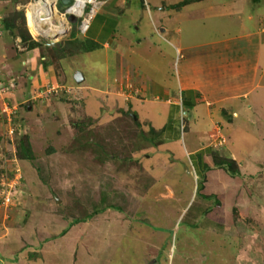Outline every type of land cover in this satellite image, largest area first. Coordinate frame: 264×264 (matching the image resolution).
<instances>
[{
  "label": "rangeland",
  "instance_id": "1",
  "mask_svg": "<svg viewBox=\"0 0 264 264\" xmlns=\"http://www.w3.org/2000/svg\"><path fill=\"white\" fill-rule=\"evenodd\" d=\"M146 1L137 20L121 19V35L133 42L141 65L130 70L128 80L122 76L119 87L102 77L103 51L79 53L86 35L72 40L75 26L55 40L35 38L24 15L31 0H0V176L8 173L4 187L16 192L12 204L0 206V238L8 235L1 247L8 262L264 264V114H251L242 106L248 101L237 100L240 118L232 120L245 123L240 127L245 132L235 145L248 158L246 172L254 171V161L260 171L247 176L229 208H214L203 218L200 213L211 201L194 197L197 178L180 149L182 141L171 146L172 153L162 142H152L150 133L166 123L168 105L162 101L181 98L176 80L181 66L195 59L206 69L199 47L224 50L223 41L255 25L248 13L258 17L264 0L258 6L255 0H197L173 10L164 0L162 13ZM54 47H62L64 56L51 51ZM201 67L197 74L203 77ZM77 71L84 77L80 83L74 80ZM163 74L172 76L168 87H146ZM256 94L249 101L264 97V90ZM156 95V103L146 102ZM217 106L209 103L207 109ZM247 114L248 120L242 119ZM193 119L183 126L186 144L194 138L192 128L204 134L208 129L206 121L195 128ZM216 128L201 144L213 146L212 156L232 159ZM179 150L186 161L182 167L171 164ZM16 168L20 180H14ZM64 233L61 243H51Z\"/></svg>",
  "mask_w": 264,
  "mask_h": 264
},
{
  "label": "crops",
  "instance_id": "2",
  "mask_svg": "<svg viewBox=\"0 0 264 264\" xmlns=\"http://www.w3.org/2000/svg\"><path fill=\"white\" fill-rule=\"evenodd\" d=\"M104 1L106 2L105 6L92 21L91 27L85 37L86 40H90L98 44L100 47L94 51L86 52L82 55H88L99 50L103 51L104 60L101 67L103 71L102 77L106 78V81L113 80L114 82L116 81V84L118 82L120 87L122 84V81L120 80L121 77L125 76L126 80H128L130 70L134 69L135 65H141L140 58L137 56L135 49H133V42H130L121 35L119 28L123 22L121 19L124 16L129 15L127 17L128 19L132 20L133 18L134 20H137L140 14L143 15L146 12L145 4L147 5V1ZM165 1L166 5L164 0H151L155 9L158 7L157 9L159 10V13L164 11V8L162 7L163 5L167 6V9L173 10L181 7L182 5L189 4L191 1L197 0ZM254 4L258 6L262 5L263 3L262 0H255ZM256 13H260V15L256 17L251 15V13H248L247 16L249 23L255 20V25L250 24L252 27L250 30L247 28V26H245L243 29L244 32H242L240 35L229 37V39L223 41L222 45L226 46L224 47V50H221V52H218V50H213L210 45L200 46L199 48L202 49L203 53V63L206 66V69L204 66H200L201 70H205L204 72H200L203 77H200L199 74H197L198 71H200L199 63L196 62L195 59H190L189 67L181 66V70L179 69L176 72V80L179 83L181 98L162 101L168 105V111L165 116L166 123L161 128H155V132H157L156 135L158 140L162 142L163 145L166 146L172 153L174 151L171 149V146L179 144L182 141L180 149L182 148L185 156L189 158L188 164L190 168L193 169L195 178H197V182L195 183V188L197 189L195 192L196 195L194 197H199L205 201H211V205L207 207L202 213H200L201 218H203L207 213L211 212L214 208H229L232 202L231 199H234L239 194L244 182H246L245 180H247V176H252L256 172L260 171L255 170L257 168L254 165H257V163L254 161L252 163L254 171L252 173L246 172L245 169L247 168L248 162H245V159L247 161L248 158L247 156H240L238 152V148L240 147L235 145V140L239 141L241 139L242 133L245 132L240 128L241 126L244 128L245 123L238 126L237 124L233 123L232 120L233 118H240V107L238 110L237 106L241 103L237 101L238 99L241 101H248L247 103L242 104V106L249 110L251 114H258L260 111L264 114V97L260 99L257 97V101H249L251 96H257L256 92L259 90H264V10ZM133 15L135 16L133 17ZM159 18H161V14L159 15L158 19ZM135 23L136 21L133 22V26H135ZM136 29H138V26ZM127 43L130 47H128L127 51H123L124 46ZM134 45L139 46L140 42H137ZM147 45H149L147 46L148 49L156 51V49H152V44L149 43ZM169 45L172 46L171 44ZM237 53H239V55ZM110 68H113L112 75ZM190 71H192L191 74H188ZM108 74H110L109 77H111V79L107 77ZM162 77L163 80L160 81L156 78L155 81H150V84L146 85V87L153 85L158 87V83H161L164 87H168V85L171 84L170 82H172L170 81L172 76L167 78L166 75L163 74ZM139 83L140 85H145L141 80H139ZM110 87L114 88V86ZM126 88L127 87H125V90ZM148 89H146V92L149 91ZM126 93H128V91H126ZM211 93H215L217 96L214 97L212 95H207ZM122 96L124 97L123 93ZM126 98H129V96ZM157 99L158 97L156 95L152 98V101H149V98H147L146 102L156 103ZM203 101H206L207 105H209V103L212 105L217 104L218 108H216V110H209L207 109L206 103H203ZM202 108L204 111H202ZM194 113L195 115H193ZM194 116L196 117V120L193 119ZM248 117H250L249 114L243 115L242 119L248 120ZM183 118L185 119L183 120ZM186 118L193 119L191 122H193L195 128L196 125H198V127L202 125L204 121L208 123V129H206L205 134L202 132H197L192 128L194 138L193 140H189L188 144L185 143L183 136V126L184 123H187ZM170 122L175 123L172 125ZM215 124L216 126L214 128ZM216 127L220 128H218L219 130H217L216 133L219 134L223 141L228 144L225 153L226 155L228 154L230 157H232L234 162L236 161L235 163L238 167L241 177H231L226 174L223 169L214 167V161L211 154V147L213 146L210 147V145H207L204 147L201 144L203 140H207V138H209L211 134L210 132L213 131V129H217ZM247 129H249V127ZM231 130L234 131V139H232L230 136L232 135ZM244 137H246V135H244ZM208 141L210 143L211 140L209 139ZM185 156H183V153H181L179 150L177 158L172 160H177V162H172L171 164H179L180 167H182L186 162ZM258 166L259 164L257 167ZM203 169H206L204 174ZM175 173H178V171H175ZM186 174L189 176L188 172H186ZM202 177L204 178V182L200 187L199 181ZM205 197L210 198L206 199ZM214 200H217L219 205L213 206ZM193 202L194 199H192L189 203V209ZM13 224L16 225L13 222L10 226ZM9 228L12 229L15 227ZM66 233L51 243L54 244L57 240L59 241L62 238H66ZM6 234H3L2 238H0V264H23L21 263L20 259L17 260L16 258L11 260L14 262H8V260L5 258L4 255H6V252L2 249L1 243L3 242L2 240L8 237ZM51 243H49V245H51ZM21 244L22 242L20 245ZM20 245H17L16 248L21 249ZM7 246H9L8 242ZM69 248L71 249L74 247L69 246ZM77 255L80 256V252ZM31 264L37 263L31 262ZM38 264H42V262L40 263L39 261ZM73 264H75V261H73Z\"/></svg>",
  "mask_w": 264,
  "mask_h": 264
},
{
  "label": "built area",
  "instance_id": "3",
  "mask_svg": "<svg viewBox=\"0 0 264 264\" xmlns=\"http://www.w3.org/2000/svg\"><path fill=\"white\" fill-rule=\"evenodd\" d=\"M104 0H71L68 5H63L60 0H31L27 5L25 12L26 24H31L28 28L31 34L36 33L35 38L44 37L47 40L61 37L72 23L69 17L75 18L76 29L79 35L84 36L88 33L92 21L96 15L105 6ZM45 5L47 8H45ZM33 30V32H32ZM54 91L51 87L48 92ZM14 180H20L21 173L19 168L13 170ZM10 175L2 173L0 176V206H7L11 203L12 196L16 194L15 190L4 187V181L8 180Z\"/></svg>",
  "mask_w": 264,
  "mask_h": 264
},
{
  "label": "trees",
  "instance_id": "4",
  "mask_svg": "<svg viewBox=\"0 0 264 264\" xmlns=\"http://www.w3.org/2000/svg\"><path fill=\"white\" fill-rule=\"evenodd\" d=\"M184 2H189V1H184ZM72 26L76 27V24L74 23V24H72ZM5 27L9 29L8 31H10V32L12 31V27L13 26L9 27V26L5 25ZM27 27L28 28H32L31 24H29V23L27 24ZM32 32H33V30H32ZM76 32H77V34L74 31H73V33H71V38H72V40H75V42H77L76 35H79L77 29H76ZM33 37H36L35 33L33 34ZM36 44L37 43H35V42L32 43L33 46H35ZM99 47L100 46L98 44H96V43H94V42H92L90 40H84V41L80 42V47H79L80 51H79V53L91 52V51H94V50L98 49ZM51 51H54V53H56L60 57L64 56V55H61V54L64 53V50H63L62 47H60V48L54 47L53 49H51ZM136 125L139 127L138 123H136ZM150 133L153 134L152 135V142L154 140H155V142H158L159 140L157 138L156 132L153 131L152 127L150 129ZM27 149H28V146H27ZM28 151H29V149H28ZM212 158H213V161H214V167L223 169L226 172V174H228L231 177H241L240 172L238 170V167H237L236 163L232 159H230L228 157H221V156H218V155L217 156L213 155ZM206 169H203V174H204ZM203 182H204V178L202 177L200 179V181H199L200 187L202 186ZM205 198L207 199V198H210V197H205ZM217 205H219L218 201L214 200V205L213 206H217ZM107 208H111V206H108ZM101 212H103V209H101L99 211H96L95 213L98 214V213H101ZM35 263H37V264L39 263V258L35 260Z\"/></svg>",
  "mask_w": 264,
  "mask_h": 264
},
{
  "label": "water",
  "instance_id": "5",
  "mask_svg": "<svg viewBox=\"0 0 264 264\" xmlns=\"http://www.w3.org/2000/svg\"><path fill=\"white\" fill-rule=\"evenodd\" d=\"M60 1H61V3L63 5H68V4L71 3V0H60ZM69 21L70 22H74L75 21V18L74 17H69ZM54 46H56V44ZM75 81L77 83H80L81 81H83V77H82V75H81L80 72H77V74L75 75Z\"/></svg>",
  "mask_w": 264,
  "mask_h": 264
},
{
  "label": "clouds",
  "instance_id": "6",
  "mask_svg": "<svg viewBox=\"0 0 264 264\" xmlns=\"http://www.w3.org/2000/svg\"><path fill=\"white\" fill-rule=\"evenodd\" d=\"M101 11V10H100ZM25 15V14H24ZM25 23H26V18H25ZM70 23H72V24H74L75 23V21L74 22H70ZM71 24V25H72ZM76 24V23H75ZM26 28H27V30L29 31V29H28V27H27V24H26ZM29 33L31 34V32L29 31ZM85 38V37H84ZM53 44H55V43H53ZM77 72H79V71H77ZM77 72H76V74H77ZM81 73V72H80ZM75 74V75H76ZM81 75H82V73H81ZM82 77H83V75H82ZM74 80H75V76H74ZM1 207H3V206H1ZM5 208V207H4Z\"/></svg>",
  "mask_w": 264,
  "mask_h": 264
},
{
  "label": "bare ground",
  "instance_id": "7",
  "mask_svg": "<svg viewBox=\"0 0 264 264\" xmlns=\"http://www.w3.org/2000/svg\"><path fill=\"white\" fill-rule=\"evenodd\" d=\"M45 8H47L46 5H45ZM32 29H33V28H32ZM34 33H35V32H34ZM35 35H36V33H35Z\"/></svg>",
  "mask_w": 264,
  "mask_h": 264
}]
</instances>
